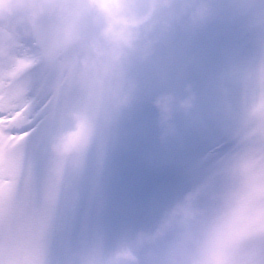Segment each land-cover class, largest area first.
<instances>
[{"label": "clouds", "instance_id": "clouds-1", "mask_svg": "<svg viewBox=\"0 0 264 264\" xmlns=\"http://www.w3.org/2000/svg\"><path fill=\"white\" fill-rule=\"evenodd\" d=\"M233 7L264 30V0H236ZM188 8L176 0H0V194L11 193L17 172L38 153L61 179L110 111L136 99L137 70L175 27L195 32L218 11L207 3ZM158 9L169 11L157 17ZM44 17L56 21L46 44L57 53L55 70L67 73L62 90L47 57L37 62L21 51L20 42L36 36ZM73 34L79 46L69 51ZM228 83L239 86L235 101L221 110L231 148L153 229L125 234L98 253L96 264H264V40L259 58L234 70ZM184 92L179 100L165 94L153 101L162 139L179 135L174 112L184 114L188 128L201 123L193 115L192 85Z\"/></svg>", "mask_w": 264, "mask_h": 264}, {"label": "bare ground", "instance_id": "bare-ground-1", "mask_svg": "<svg viewBox=\"0 0 264 264\" xmlns=\"http://www.w3.org/2000/svg\"><path fill=\"white\" fill-rule=\"evenodd\" d=\"M21 51L26 53L28 56L35 58L37 62H39L45 55V53L49 52L51 48H49L46 44V41L38 40L33 37L27 38V41H21ZM17 180V174L15 176L14 181Z\"/></svg>", "mask_w": 264, "mask_h": 264}]
</instances>
